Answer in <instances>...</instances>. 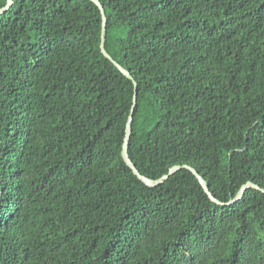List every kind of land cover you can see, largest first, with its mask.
I'll return each instance as SVG.
<instances>
[{
  "label": "trees",
  "instance_id": "1",
  "mask_svg": "<svg viewBox=\"0 0 264 264\" xmlns=\"http://www.w3.org/2000/svg\"><path fill=\"white\" fill-rule=\"evenodd\" d=\"M13 0L0 14V264H264V0ZM7 0H0V8ZM134 110L127 164L123 144Z\"/></svg>",
  "mask_w": 264,
  "mask_h": 264
},
{
  "label": "water",
  "instance_id": "2",
  "mask_svg": "<svg viewBox=\"0 0 264 264\" xmlns=\"http://www.w3.org/2000/svg\"><path fill=\"white\" fill-rule=\"evenodd\" d=\"M92 1H94L99 6V8L102 12V16H103L102 42H101L102 52L104 53L105 56H107L109 59H111L125 75H127L130 79H132L134 81L135 91H136L135 97H134V106H135L137 103V92H138L137 85H138V83L135 80V78L133 77V75L131 74V72L129 70H127L125 67H123L118 61H116L112 57V55L108 52V50L106 49V33H107V21H108V19H107L105 7L100 0H92ZM12 4H13V0H7L6 6L0 8V14L4 13L7 9H9ZM133 119H134V110H132V113H131L129 120H128V123H127L126 135H125V139H124L123 152L122 153H123V157H124L125 161L127 162V164L133 169L134 173L137 174L140 179H142L149 186H157V185L165 182L171 175H173L177 171H179L183 168H188L198 177L199 181L201 182L202 186L204 187L205 191L208 193L210 198L217 203L224 204L222 201H220L219 199H217L214 196V194L210 190L208 182L199 173V171L190 165H187V164H185V165H180V164L174 165L173 167L170 168V170L167 174L163 175L162 177H160L158 179H152L150 177L143 175L139 171V169L137 168L136 164L134 163V161L132 160V158L130 157V154H129ZM249 188H256V189H259V190L264 192V187L260 186L257 183H254L253 181H248L247 183H245L241 187L237 196L235 198H233L232 200H230L228 203L229 204L233 203V202L241 199L242 197H244L247 189H249Z\"/></svg>",
  "mask_w": 264,
  "mask_h": 264
}]
</instances>
